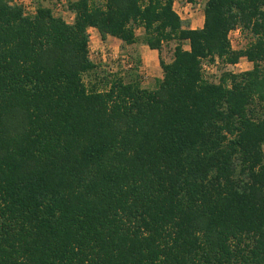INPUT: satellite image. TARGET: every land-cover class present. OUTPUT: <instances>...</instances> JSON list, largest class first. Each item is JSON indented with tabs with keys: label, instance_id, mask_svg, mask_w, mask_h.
<instances>
[{
	"label": "trees",
	"instance_id": "trees-1",
	"mask_svg": "<svg viewBox=\"0 0 264 264\" xmlns=\"http://www.w3.org/2000/svg\"><path fill=\"white\" fill-rule=\"evenodd\" d=\"M173 4L0 0V264H264V0H207L200 29ZM89 29L174 42L156 88L88 89Z\"/></svg>",
	"mask_w": 264,
	"mask_h": 264
},
{
	"label": "rangeland",
	"instance_id": "rangeland-1",
	"mask_svg": "<svg viewBox=\"0 0 264 264\" xmlns=\"http://www.w3.org/2000/svg\"><path fill=\"white\" fill-rule=\"evenodd\" d=\"M18 5L24 8L25 14L32 15L37 6L51 8L53 14L61 17L65 22L72 23L73 15L67 11L68 1L75 0H15ZM207 0H194L188 3L186 0H174L173 8L183 21L185 28L199 29L203 17V10ZM236 30V29H235ZM229 33V40L234 50H240L246 47L249 42V35L239 29ZM136 35L141 38L143 30L137 29ZM89 37V57L95 69L84 75L85 86L90 89L95 87L98 90L108 89L109 85L117 79L125 83L137 82L143 89L153 90L156 88V82L162 77L159 67V59L165 63L171 62L175 43L171 42L161 48L158 55L152 56L151 50L147 47L139 50L137 46H130L126 49L120 46L116 40L101 41L98 33L88 31ZM135 47V48H134ZM184 49H188L184 45ZM127 62L132 68L127 67ZM204 78L209 82H218L219 77L224 72L242 73L249 71L252 64L242 58L235 66H225L221 62L209 64L203 63Z\"/></svg>",
	"mask_w": 264,
	"mask_h": 264
},
{
	"label": "crops",
	"instance_id": "crops-1",
	"mask_svg": "<svg viewBox=\"0 0 264 264\" xmlns=\"http://www.w3.org/2000/svg\"><path fill=\"white\" fill-rule=\"evenodd\" d=\"M203 20H204V18L202 17L201 27H199V29L202 28ZM88 31H89V32H93V34H94V32H95V33H98L95 29H89ZM98 35H99V34H98ZM107 40H116V41L120 44V46H122L123 48H126V49L130 48V46L123 45L122 42L119 41V40H117V39H114V38L108 37V38L106 39V41H107ZM131 46H135V47H136L137 44H134V45H131ZM135 47H134V48H135ZM137 47H138L139 50H143L144 48H146V46H145V45H142V44H141L140 46H137ZM151 52H152V56H154L155 53L158 55V53H157L156 51H151ZM161 78H162V77H161ZM161 78H159V80H160Z\"/></svg>",
	"mask_w": 264,
	"mask_h": 264
},
{
	"label": "built area",
	"instance_id": "built-area-1",
	"mask_svg": "<svg viewBox=\"0 0 264 264\" xmlns=\"http://www.w3.org/2000/svg\"><path fill=\"white\" fill-rule=\"evenodd\" d=\"M238 31H239V29H236V30H235V32H238ZM127 64H128V65H127L128 68H132V65H131L129 62H127ZM203 68H204V65H203Z\"/></svg>",
	"mask_w": 264,
	"mask_h": 264
}]
</instances>
